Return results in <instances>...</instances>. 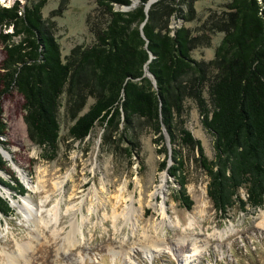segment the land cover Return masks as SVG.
Instances as JSON below:
<instances>
[{
  "label": "trees",
  "instance_id": "trees-1",
  "mask_svg": "<svg viewBox=\"0 0 264 264\" xmlns=\"http://www.w3.org/2000/svg\"><path fill=\"white\" fill-rule=\"evenodd\" d=\"M96 1L106 15L104 25L96 26L92 43L74 46L64 58L42 20L46 0H15L8 6L0 2V43L4 45L0 147L9 152L2 138L6 134L2 99L17 92L29 140L40 147L41 157L53 159L60 136V96L65 91L72 120L68 134L74 139L85 138L96 124L110 129L120 121L128 126L141 120L149 125L154 142L160 144L159 153L166 156L160 169H166L177 183L174 197L182 206L193 204L186 189L184 149L195 150L196 161L207 175V195L221 216L233 206L241 210L261 206L264 0L225 4L226 15L213 24L224 33L207 61L191 55L195 39L188 27L169 25L171 15L190 17L192 0H176L187 6L185 12L171 0H157L149 8L147 0H140L128 10L115 4H129V0ZM163 13L166 19L160 21ZM188 99L194 101L203 127L212 136V157L185 125ZM10 166L0 153V172L9 175L6 179L0 173V185L23 195L28 190ZM13 212L10 200L0 193V219Z\"/></svg>",
  "mask_w": 264,
  "mask_h": 264
},
{
  "label": "rangeland",
  "instance_id": "rangeland-1",
  "mask_svg": "<svg viewBox=\"0 0 264 264\" xmlns=\"http://www.w3.org/2000/svg\"><path fill=\"white\" fill-rule=\"evenodd\" d=\"M14 1L0 0L7 6ZM129 1L115 6L128 10L140 2ZM156 1L147 0L146 7ZM228 1L192 0L189 18L169 17L170 26L190 29L194 58H213L224 33L213 24L226 15ZM175 2L171 0L187 10ZM102 11L96 0H46L41 16L64 58L74 46L94 41L96 26H103L106 19ZM158 17L161 21L166 14ZM3 47L0 43V60ZM66 96L65 91L60 96V136L53 159L41 157L40 147L29 140L21 95L12 92L2 99L6 122L2 138L8 143L9 158L2 156L28 191L20 195L0 185V193L14 209L1 215L0 264L9 263L7 255L13 256L12 264H264V201L247 210L233 206L221 216L207 195V175L195 150L184 149L186 189L193 204L182 206L174 197L177 183L160 169L166 156L159 153L149 125L141 120L128 126L120 121L110 129L96 124L85 138L74 139L68 134L72 120ZM183 116L212 157V136L193 100H186ZM166 145L169 149L167 141ZM240 194L245 197L244 188ZM25 203L31 205L29 211Z\"/></svg>",
  "mask_w": 264,
  "mask_h": 264
},
{
  "label": "bare ground",
  "instance_id": "bare-ground-1",
  "mask_svg": "<svg viewBox=\"0 0 264 264\" xmlns=\"http://www.w3.org/2000/svg\"><path fill=\"white\" fill-rule=\"evenodd\" d=\"M2 150V149H1ZM2 153H3V156H5L6 158H9V154H8V151L7 150H2ZM27 184H29L28 182H27ZM30 187H31V185H30ZM160 188H162L163 187V185L161 186H159ZM157 191H160V189H158ZM154 193H155V191H154ZM154 195V194H153ZM26 201V200H25ZM17 203V202H16ZM30 207H31V205L29 204V203H25V209L26 210H30ZM132 210V209H131ZM57 215H58V213H57V210H56V213H55V215H54V219H56V217H57ZM73 223L74 222H72V225H73ZM7 258H8V262L10 263V264H12V260H13V256L11 257V256H9V255H7ZM8 263V264H9ZM14 264V263H13Z\"/></svg>",
  "mask_w": 264,
  "mask_h": 264
},
{
  "label": "water",
  "instance_id": "water-1",
  "mask_svg": "<svg viewBox=\"0 0 264 264\" xmlns=\"http://www.w3.org/2000/svg\"><path fill=\"white\" fill-rule=\"evenodd\" d=\"M122 10H125V9H122ZM0 153L3 155L2 150H1V147H0Z\"/></svg>",
  "mask_w": 264,
  "mask_h": 264
}]
</instances>
